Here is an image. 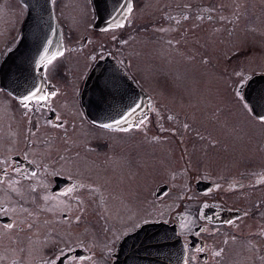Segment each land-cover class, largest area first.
Here are the masks:
<instances>
[{
    "label": "flooded vegetation",
    "instance_id": "1",
    "mask_svg": "<svg viewBox=\"0 0 264 264\" xmlns=\"http://www.w3.org/2000/svg\"><path fill=\"white\" fill-rule=\"evenodd\" d=\"M5 1L0 0V25H8L0 30L7 33L0 64L18 44L27 15L20 0ZM150 1L130 0L132 11L117 28L96 26L94 0H51L61 49L51 63L43 60L36 67L40 95L49 94L47 102L31 101L25 108L23 100L0 85V95L10 103L3 108L0 100V197L11 196L10 202H0V230L15 225L17 233L9 241L15 253L44 254L33 264H71L72 257L77 264H120L128 240L145 224L159 221L175 227L184 264H264V122L245 126L244 145L241 141L231 162L220 147L211 164L200 159L201 146H217L218 141L208 139L199 123L166 124L159 118L158 98L149 95L133 69L144 61L138 56L146 49L138 51L133 43L147 36L144 15L145 4L154 3ZM192 5L180 7L186 11L182 18L189 20ZM172 7L171 18L177 6ZM153 27L159 28V23ZM101 62L114 66L137 90L133 105L108 122L90 118L83 101L86 80ZM244 85L240 82L232 93L260 120L243 98ZM105 101L99 99L97 107L110 111V100L100 107ZM133 108L128 121L114 123ZM248 134L251 146L242 160ZM159 148L167 149L163 156L167 161L177 160L166 161L168 178L157 176L148 187V152L159 165ZM73 185L78 187L60 195ZM170 195L176 201L164 215L159 201ZM11 206L24 217L23 226L7 214ZM24 230L30 235L21 236ZM21 237L28 241L20 244ZM80 257L88 259L79 261Z\"/></svg>",
    "mask_w": 264,
    "mask_h": 264
},
{
    "label": "rangeland",
    "instance_id": "2",
    "mask_svg": "<svg viewBox=\"0 0 264 264\" xmlns=\"http://www.w3.org/2000/svg\"><path fill=\"white\" fill-rule=\"evenodd\" d=\"M150 2L154 3L145 4L147 11L144 15L147 29L143 30H148L147 36L138 39V43H133L137 44L138 51L146 49L142 57L138 56L139 59H144L142 67H133L141 85L149 95L158 98L162 113L159 118L162 117L166 124L193 121L199 123L209 134L208 139L218 141L217 146H201V160L212 164L213 157L220 153V147H224L225 157L231 162L230 157L237 154L241 141L244 145L245 126L262 123L251 116L246 104H241L232 92L240 82L243 81L244 84L252 75L264 74V0ZM173 4L177 7L174 10L175 16L171 18L169 11L174 9ZM188 4L192 5L188 9L192 12L189 20L182 18L181 12L184 10L180 8ZM165 12L169 14H164ZM18 14L21 18V6ZM66 21L70 23L73 19ZM154 23H159V28L153 27ZM6 25H0V30H7ZM0 34L1 48L7 39V33ZM1 99L3 108L10 106L4 96L0 95ZM2 106L0 105V111ZM183 133L180 130L179 134ZM251 138L252 136L242 151V160L245 159V150L251 146ZM261 144L260 139L259 146ZM161 149L159 148V165L158 160L152 158L151 151L148 152L145 167L148 187L157 176L159 180L168 178L167 158H163L164 154L167 155V149L162 152ZM175 160L176 157L173 160L168 157L167 162ZM155 169H159V173ZM10 197L7 200V196L1 195L0 202H10ZM175 201L176 197L172 195L162 198L159 201V212L162 209L165 215L167 207ZM10 208L7 214L15 218L16 225L23 226L24 217L17 216V211L12 206ZM16 231L15 225L0 230V264L10 263L14 258L18 259L14 264H33L44 254L41 252L35 255L20 250L15 253L9 241L14 239ZM28 235L29 230L21 233V236ZM41 238L42 236L39 240ZM17 241L24 244L28 238L21 237Z\"/></svg>",
    "mask_w": 264,
    "mask_h": 264
},
{
    "label": "water",
    "instance_id": "3",
    "mask_svg": "<svg viewBox=\"0 0 264 264\" xmlns=\"http://www.w3.org/2000/svg\"><path fill=\"white\" fill-rule=\"evenodd\" d=\"M27 7L18 44L0 64V85L19 98L39 88L36 67L42 57H52L61 49L60 32L55 22L51 0H20ZM98 10L97 27L113 26V18L123 21L130 0H94ZM136 88L108 62H101L90 72L83 96L87 114L95 121L108 122L123 115L133 105ZM243 98L256 117H264V74L252 75L245 82ZM112 102L110 111L98 109ZM105 99V100H102ZM110 100V101H109ZM97 107V108H96ZM114 107V108H113ZM100 110V111H98ZM120 264H184V249L175 227L159 221L145 224L128 240ZM134 245L137 248L134 249Z\"/></svg>",
    "mask_w": 264,
    "mask_h": 264
},
{
    "label": "snow or ice",
    "instance_id": "4",
    "mask_svg": "<svg viewBox=\"0 0 264 264\" xmlns=\"http://www.w3.org/2000/svg\"><path fill=\"white\" fill-rule=\"evenodd\" d=\"M124 7L127 8L128 13H130L132 11L130 4H126V5H124ZM123 26H124V24H123V21L121 19H117L115 17L113 18V27L120 28ZM61 55H62V53H61ZM55 58H56V56L53 55L51 58L45 56V57H42L41 59H42V61L48 60V62L51 63V60H53ZM40 92H41V89L37 88L35 91L30 92L29 95L24 96L23 97L24 107L25 108L29 107V102H31V101H35L38 104H41L43 102H47V100L49 98V94H45V95L41 96ZM50 95H55V93H51ZM138 107H139V105H137V108ZM135 111H136V108H133L130 112L127 113L126 116H123L121 120H116V121H114V123L116 125H119L123 122L128 121L131 118V116L134 115ZM259 119L261 120V122H264V117H259ZM141 123H137L134 126L139 128L141 126ZM102 126L104 128H112L113 127L112 124H104ZM121 130H128V129H121ZM32 176L35 177L36 173L33 172ZM76 187H78V186L73 185V187L71 189H68L67 192L61 193L60 195H66V194L70 193L71 191H74ZM45 199H49V197L46 196ZM77 219H79V217H77ZM229 223H231V221H229ZM4 227L5 228H11L12 225L6 224V225H4ZM85 259H88V258L80 257L79 261H84ZM71 264H77V258L76 257L71 258Z\"/></svg>",
    "mask_w": 264,
    "mask_h": 264
}]
</instances>
